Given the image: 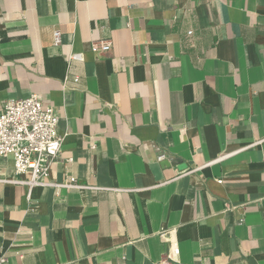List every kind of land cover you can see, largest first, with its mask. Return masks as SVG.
Wrapping results in <instances>:
<instances>
[{"label": "crops", "instance_id": "1", "mask_svg": "<svg viewBox=\"0 0 264 264\" xmlns=\"http://www.w3.org/2000/svg\"><path fill=\"white\" fill-rule=\"evenodd\" d=\"M32 93L83 186L0 156L1 264H264V0H0V111Z\"/></svg>", "mask_w": 264, "mask_h": 264}, {"label": "built area", "instance_id": "2", "mask_svg": "<svg viewBox=\"0 0 264 264\" xmlns=\"http://www.w3.org/2000/svg\"><path fill=\"white\" fill-rule=\"evenodd\" d=\"M61 32L53 31V44H61ZM111 49L109 40L92 41L90 51L104 55ZM69 60H82L81 53H71ZM58 115L55 109L44 104L38 94L32 93L25 98L8 100L0 111V156L10 155L13 160V181L34 186H55L56 188L82 187L71 177L63 182L49 180L50 165L60 155L64 135L58 132ZM164 156L159 155L158 159ZM71 161V159H68ZM22 175L25 178L20 179ZM19 176V177H18ZM6 258L0 256V264ZM167 255L160 264H169Z\"/></svg>", "mask_w": 264, "mask_h": 264}]
</instances>
